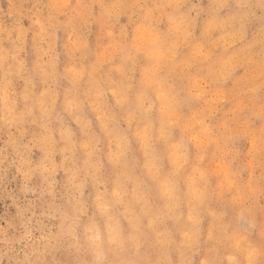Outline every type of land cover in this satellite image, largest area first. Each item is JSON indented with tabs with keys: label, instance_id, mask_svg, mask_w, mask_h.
I'll return each instance as SVG.
<instances>
[{
	"label": "clouds",
	"instance_id": "1",
	"mask_svg": "<svg viewBox=\"0 0 264 264\" xmlns=\"http://www.w3.org/2000/svg\"><path fill=\"white\" fill-rule=\"evenodd\" d=\"M0 264H264V0H0Z\"/></svg>",
	"mask_w": 264,
	"mask_h": 264
}]
</instances>
